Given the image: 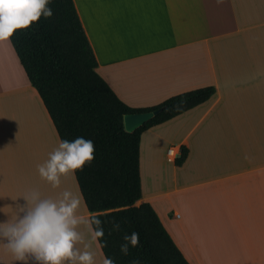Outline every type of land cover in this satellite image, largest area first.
Instances as JSON below:
<instances>
[{
    "label": "crops",
    "instance_id": "1",
    "mask_svg": "<svg viewBox=\"0 0 264 264\" xmlns=\"http://www.w3.org/2000/svg\"><path fill=\"white\" fill-rule=\"evenodd\" d=\"M73 2L96 72L128 107L215 88L207 102L142 133L135 206L153 208L189 264H264V0ZM25 144L43 163L58 136L11 43L0 41V223L30 190L77 191L72 176L58 189L42 180ZM182 147L188 154L176 166L167 151ZM0 264L24 262L0 243Z\"/></svg>",
    "mask_w": 264,
    "mask_h": 264
},
{
    "label": "trees",
    "instance_id": "2",
    "mask_svg": "<svg viewBox=\"0 0 264 264\" xmlns=\"http://www.w3.org/2000/svg\"><path fill=\"white\" fill-rule=\"evenodd\" d=\"M51 17L19 29L10 43L24 73L36 90L59 140L83 137L94 143V159L76 171L75 180L88 212L101 213L104 236L101 250L114 264H189L157 214L142 197L139 144L146 130L163 124L205 102L215 94L204 87L172 96L160 105L135 109L125 105L96 72L98 63L84 32L73 0H50ZM161 113L126 132L125 115ZM188 151L175 160L181 166ZM112 221L120 224L112 231ZM139 233V245L120 251L123 237Z\"/></svg>",
    "mask_w": 264,
    "mask_h": 264
},
{
    "label": "clouds",
    "instance_id": "3",
    "mask_svg": "<svg viewBox=\"0 0 264 264\" xmlns=\"http://www.w3.org/2000/svg\"><path fill=\"white\" fill-rule=\"evenodd\" d=\"M50 0H0V41H9L16 30L26 29L41 16L51 17ZM95 146L83 137L59 140L48 153V158L37 165L40 178L53 189L61 186V177L72 176L86 163L94 159ZM23 205H15L14 219L0 223V243L16 261L28 264L29 258L37 264H95L91 243H85L83 226L91 242L103 249L100 241L104 236L101 213L80 215L81 207L87 208L83 195L78 191L64 189L56 197H42L37 190H30L22 197ZM112 231H119L120 224L112 221ZM120 251L127 255L129 247L139 245V233L123 237ZM83 244V249L77 247ZM102 254V252H101ZM102 264H114L103 257ZM133 264H136L134 261Z\"/></svg>",
    "mask_w": 264,
    "mask_h": 264
},
{
    "label": "water",
    "instance_id": "4",
    "mask_svg": "<svg viewBox=\"0 0 264 264\" xmlns=\"http://www.w3.org/2000/svg\"><path fill=\"white\" fill-rule=\"evenodd\" d=\"M161 111L162 108H159L149 112L125 115L123 117V125L125 131L129 133L134 132L135 130L149 122L151 119H153L155 116H157L159 113H161Z\"/></svg>",
    "mask_w": 264,
    "mask_h": 264
},
{
    "label": "rangeland",
    "instance_id": "5",
    "mask_svg": "<svg viewBox=\"0 0 264 264\" xmlns=\"http://www.w3.org/2000/svg\"><path fill=\"white\" fill-rule=\"evenodd\" d=\"M25 146H26L29 150H31L30 153L33 152V153L36 155V160H35L36 165H35V167L32 166V168H33L35 171H37V165L42 164V162H40L41 159L39 158V155H38V153L36 152V149L34 148V146L29 147V146H27L26 144H25ZM31 158H32V160H34L33 157H32V155H31ZM37 172H38V171H37Z\"/></svg>",
    "mask_w": 264,
    "mask_h": 264
},
{
    "label": "built area",
    "instance_id": "6",
    "mask_svg": "<svg viewBox=\"0 0 264 264\" xmlns=\"http://www.w3.org/2000/svg\"><path fill=\"white\" fill-rule=\"evenodd\" d=\"M167 155L170 157V158H178L179 157V155H178V151H177V149H175V148H170V149H168V151H167Z\"/></svg>",
    "mask_w": 264,
    "mask_h": 264
}]
</instances>
